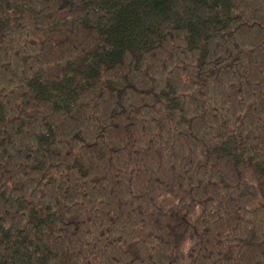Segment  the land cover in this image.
I'll use <instances>...</instances> for the list:
<instances>
[{
	"label": "trees",
	"instance_id": "obj_1",
	"mask_svg": "<svg viewBox=\"0 0 264 264\" xmlns=\"http://www.w3.org/2000/svg\"><path fill=\"white\" fill-rule=\"evenodd\" d=\"M0 264H264V0H0Z\"/></svg>",
	"mask_w": 264,
	"mask_h": 264
}]
</instances>
